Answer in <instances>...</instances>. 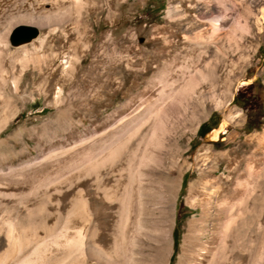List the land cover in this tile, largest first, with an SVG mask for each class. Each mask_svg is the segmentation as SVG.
I'll list each match as a JSON object with an SVG mask.
<instances>
[{
  "label": "rangeland",
  "instance_id": "rangeland-1",
  "mask_svg": "<svg viewBox=\"0 0 264 264\" xmlns=\"http://www.w3.org/2000/svg\"><path fill=\"white\" fill-rule=\"evenodd\" d=\"M42 1L0 0V33L11 13L25 18L18 25L38 30L30 42L12 47L17 25L0 52V264L38 254L46 236L64 224L72 226L74 216L82 219L88 245L109 255L98 264H178L192 220L203 228L194 237L209 243L219 232L222 239L214 203L203 217L200 197L216 177L222 184L219 196L231 200L227 211L234 214L232 201L250 192V186L245 192L235 185L249 157L264 166L256 140L264 133V0H89L92 5L84 8L60 0L57 10L81 18L79 34L67 23L40 25L28 19L26 13H40ZM20 13L25 15L19 18ZM213 32L228 34L217 65L220 77L227 78L226 90L215 103L203 100L196 124L174 129L149 146L130 187L100 188L106 176L101 168L111 159L94 163L81 155L110 131L108 116L125 113L122 105L162 67L160 55L168 44ZM73 37L74 47L69 45ZM206 49L209 59L214 49ZM244 97L248 101L242 107L231 103ZM212 114L214 128L223 122V130L216 139L197 137L198 126ZM190 185L194 199L189 203ZM242 222L243 228L234 231L239 236L226 239V264H264V207L244 213ZM8 223L16 228L12 238ZM74 250L52 254L47 249L41 264L92 263Z\"/></svg>",
  "mask_w": 264,
  "mask_h": 264
},
{
  "label": "bare ground",
  "instance_id": "bare-ground-1",
  "mask_svg": "<svg viewBox=\"0 0 264 264\" xmlns=\"http://www.w3.org/2000/svg\"><path fill=\"white\" fill-rule=\"evenodd\" d=\"M59 1L60 0L42 1V10L40 13L37 15L26 13L29 15L28 19L31 18L35 24L38 23L40 25L47 24L57 26L67 23L71 25V27H74L73 32L75 34H79V26L82 22L81 18L79 19L77 17L73 19L70 12L61 13L57 10L56 4ZM70 1L79 8H84L86 5L89 6V4L90 6L92 5L89 0ZM44 5H49V7H44ZM22 15H25V13H20L18 17L20 18ZM24 19L23 16L18 19L16 15L12 13L5 17L7 28L0 33V52L6 50L5 44L10 30ZM227 35V33L221 35V33L213 32L206 37L202 35L184 36L181 45L168 44L166 46L164 53L160 55L163 65L159 68V71L148 81L145 88L140 93L130 96L122 105L121 109L123 108V110L120 111L125 112L122 113L123 115L120 114L118 110L112 112L108 116V120L106 121L112 120L111 124H113L111 125L108 123L111 125V129L108 128L110 131L105 133L102 138L98 139L81 155L82 159L89 158L90 160L92 159L94 163L111 159L101 168V170L103 169V171L106 172V176L104 182L100 184V188L104 189L108 186L110 187V185H115L114 187H116L125 184L127 189L128 184L132 182L131 179L141 172V167L147 160L149 146L159 142L158 137H169V135L174 132V129L178 130L180 128L182 129V127L188 128V124H196L200 118L203 100L214 101V103L217 102V96L224 92L227 87V78L220 77L219 70H217V65L218 62L221 61L222 55L221 41ZM12 36L9 39V43L11 42ZM75 44L76 41L74 37L73 39L70 38L69 45L74 47ZM210 45L213 47L214 53L209 59H206V48ZM183 48H185L184 52L181 51ZM61 62L63 66H65L69 61L64 58ZM242 84L243 83H241V85ZM115 119L117 121L119 120V126L117 125V127L114 126V122H116ZM104 124L108 126L106 123ZM146 128L147 131L144 132ZM219 130L221 131L223 129L220 128ZM219 130L214 131L210 135L212 139L217 138ZM256 140L262 151V158H264V133L257 136ZM257 160L253 155L250 156L243 175L236 179L235 185L240 188L241 191H245V188L250 186V192L246 194L247 197L245 199L243 198L244 200L236 198L232 201L234 205L236 203L235 207H237L234 214L227 211L231 200L228 201L227 198H220L219 196L222 189L221 182L215 181L216 177L212 179V184L210 183L211 185L209 186L210 188L200 197L201 202L199 205L203 217L209 216L210 207L215 205L214 216L220 221L218 226H220L223 233H221L219 237L222 239H218L219 232L217 234L215 232L216 239H211L210 242L208 241L209 243H205L201 239L194 237L195 233L201 234L200 232L203 228L199 220H192L188 224L187 233L181 247V253L178 257V264H226L228 262L227 260L230 258V249H228L226 239H235L237 233L235 232L236 235H234V231H238L239 227L243 228L242 225L244 223L242 222L240 225L239 223L242 221L244 213H249L256 208L264 207V166L261 167V165H259L260 161ZM95 168L96 169L93 170L94 172L95 170L97 171L99 167L96 166ZM231 173H233L232 170L230 171V174ZM125 177H128L127 182H124ZM193 192L194 187L190 185L189 194L186 198V201L189 203L194 199ZM238 193L240 194L241 192ZM238 196L239 195L236 197ZM212 197H214V201ZM212 202L214 204L211 205ZM120 205H123V201ZM112 208L114 207L112 206ZM125 217L126 216H123L124 219ZM73 218L74 224L72 226L67 227L66 224H64L46 236L47 238L44 239L43 243L44 246L39 250L38 254H29L11 264H41L43 253L46 252L47 249L52 252V254H57L61 250H65L69 247L74 248L82 256L86 255L89 259L93 260L91 264L107 261L106 259L110 258L109 255L94 249L85 241L87 237L81 223L82 219L78 216H74ZM123 218L121 219L123 220ZM236 220H239V222ZM234 226L236 229L233 228ZM7 227L9 238H12L16 228H14V224L12 223H8ZM92 234L90 239H96ZM165 235L169 237L168 230H165ZM237 236H239V234ZM107 237L108 236L105 237V241L108 239ZM114 241H116V239ZM114 245L118 250L121 248L120 241H118V243L117 241L114 242Z\"/></svg>",
  "mask_w": 264,
  "mask_h": 264
},
{
  "label": "trees",
  "instance_id": "trees-1",
  "mask_svg": "<svg viewBox=\"0 0 264 264\" xmlns=\"http://www.w3.org/2000/svg\"><path fill=\"white\" fill-rule=\"evenodd\" d=\"M247 101H248V99H247L246 97H244V98L242 99V102L237 103V102H236V98H233L231 103H232V104H235V105L238 106V107H242L243 104H244L245 102H247ZM216 125H217V120H214V114H212V115L208 118L207 122H205V123H201V124L198 126L197 131H196V136H197V137H202V136L205 135L209 130H211L212 128H214ZM184 183H185V174H184L183 177H182L180 190H182ZM176 228H177V226H175V228L173 229V235H172V238H173V246H175V244H176V239H177V229H176Z\"/></svg>",
  "mask_w": 264,
  "mask_h": 264
},
{
  "label": "water",
  "instance_id": "water-1",
  "mask_svg": "<svg viewBox=\"0 0 264 264\" xmlns=\"http://www.w3.org/2000/svg\"><path fill=\"white\" fill-rule=\"evenodd\" d=\"M38 35L36 27L29 25H19L15 29V33L12 36L10 45L16 47L25 43L30 42Z\"/></svg>",
  "mask_w": 264,
  "mask_h": 264
},
{
  "label": "crops",
  "instance_id": "crops-1",
  "mask_svg": "<svg viewBox=\"0 0 264 264\" xmlns=\"http://www.w3.org/2000/svg\"><path fill=\"white\" fill-rule=\"evenodd\" d=\"M226 123V122H225ZM221 126H225V125H223V122H221V124H219V127L217 126L216 128H213V129H211L209 132H207L206 134L207 135H211L214 131H217V130H219V128H221ZM221 133V131L219 130L218 131V133H217V137H218V135Z\"/></svg>",
  "mask_w": 264,
  "mask_h": 264
}]
</instances>
